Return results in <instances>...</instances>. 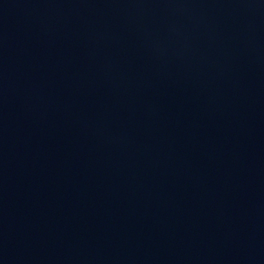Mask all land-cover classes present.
<instances>
[{
	"label": "water",
	"instance_id": "1",
	"mask_svg": "<svg viewBox=\"0 0 264 264\" xmlns=\"http://www.w3.org/2000/svg\"><path fill=\"white\" fill-rule=\"evenodd\" d=\"M184 0H0V264H105Z\"/></svg>",
	"mask_w": 264,
	"mask_h": 264
}]
</instances>
